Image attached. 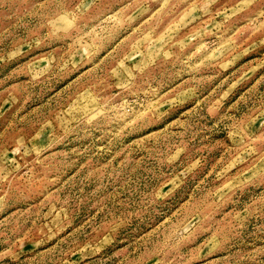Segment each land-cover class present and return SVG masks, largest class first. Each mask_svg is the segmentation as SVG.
Here are the masks:
<instances>
[{
	"label": "rangeland",
	"instance_id": "374dc122",
	"mask_svg": "<svg viewBox=\"0 0 264 264\" xmlns=\"http://www.w3.org/2000/svg\"><path fill=\"white\" fill-rule=\"evenodd\" d=\"M0 264H264V0H0Z\"/></svg>",
	"mask_w": 264,
	"mask_h": 264
}]
</instances>
